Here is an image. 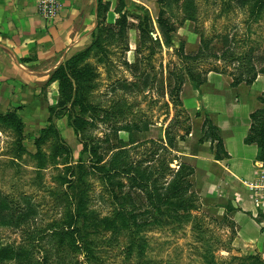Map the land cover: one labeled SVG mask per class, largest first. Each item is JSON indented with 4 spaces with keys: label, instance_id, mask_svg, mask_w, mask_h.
I'll list each match as a JSON object with an SVG mask.
<instances>
[{
    "label": "trees",
    "instance_id": "trees-1",
    "mask_svg": "<svg viewBox=\"0 0 264 264\" xmlns=\"http://www.w3.org/2000/svg\"><path fill=\"white\" fill-rule=\"evenodd\" d=\"M117 1L116 11L121 16L117 23L123 26L125 16L122 12L126 0ZM225 1L224 6L230 2ZM235 1L242 9L247 8L249 18L254 21L264 18V0ZM108 11L109 4L99 1L98 24L92 33L91 45L72 54L50 74L48 84L58 83L59 98L57 104L49 109L46 127L35 139V153L30 154L36 168V185L40 188H50L44 183L45 170L53 167L59 171L53 177L56 188L49 192L60 210L61 219L53 221L44 232L37 230L28 234L29 242L10 244L0 241V264H102L99 248L103 244L120 247L127 263L135 261L136 264H150L146 259L148 248L142 234L157 228L184 229L187 225L191 226L193 237L199 245L202 264L261 262L254 256H232L227 259L215 255L219 246L230 252L231 239L219 240L209 228L207 219L194 214L200 209L201 200V193L194 181V168L184 162H179L176 169L171 166L174 159L168 150L177 151L178 141L185 140L192 132L190 116L183 110L182 91L185 81L189 80L193 89L201 93V87L207 83L210 73H223L215 64L208 69L204 67L212 56L209 52L211 40L204 39L195 55L185 53L183 45L176 50L181 67L170 73L168 79V82L173 81L169 82L168 95L175 113L165 132L166 144L150 153L145 152L150 159L136 164L132 160V152L142 142L131 135L126 141L117 136L118 131H128L131 126L113 128L115 141L110 138L101 140L92 135L95 120L107 111L94 103L99 74L89 60L93 50L104 52V36L113 33V27L104 24ZM149 22V15H145L139 27L143 37L151 33ZM157 23L165 44L171 45L175 27L166 18L164 11L159 12ZM224 46L215 61H223L226 66L234 67L230 72L232 87L241 84L250 86L259 75H264V67L259 68L250 55L246 56V62L239 60V56L229 46L228 37H224ZM259 100L264 103V94ZM116 112L121 111H113V115ZM202 114L205 119L200 142H212L215 160L229 159L220 129L204 109L197 113V117L202 118ZM250 118L251 127L245 142L256 145L263 159L264 110L252 113ZM61 119L67 120L78 137L83 146L82 155H88V163L82 157L74 162L72 148L56 124ZM0 128L14 131L15 156L21 157L26 152L23 144L25 124L18 110L0 115ZM152 144L156 146L154 142ZM95 179L101 186L97 195L100 207L97 209L93 206L92 198ZM24 201L27 203L26 210L18 211V207L7 195L0 192V226L18 227L29 216L37 214L40 205L32 203L30 197H25ZM218 244L223 245L216 246ZM36 246L41 251V257L38 258L33 253ZM81 256L84 262L79 260Z\"/></svg>",
    "mask_w": 264,
    "mask_h": 264
},
{
    "label": "rangeland",
    "instance_id": "rangeland-1",
    "mask_svg": "<svg viewBox=\"0 0 264 264\" xmlns=\"http://www.w3.org/2000/svg\"><path fill=\"white\" fill-rule=\"evenodd\" d=\"M227 2L228 0L225 1ZM228 3L224 6L223 0H154L148 9L134 0H126V7L122 12L125 16L123 26L117 23L121 16L116 9L118 16L115 21L107 20V14L110 11L108 3L109 11L104 24L113 27V33L104 36L102 41L104 52L93 50L89 60L96 66L99 74V87L94 94V103H97L107 113L95 120L92 135L101 140L110 138L115 141L113 128L131 126L132 128L128 131H118L117 136L126 141L131 135L142 142L141 146L132 152V160L136 164L150 159L145 154L146 151L150 153L157 150L159 146L165 145V132L175 113L168 95L169 82L173 83V81L168 82V79L170 73L181 67L176 50L182 45L185 47V53L195 55L204 39L211 40L209 52L212 56L209 58V64L205 63L204 67L208 69L213 64L218 66L223 73H212L226 77L231 87L233 78L230 72L234 67L226 66L223 61H215V57H220L224 50V37H228L229 46L234 49L241 62H246V56L250 55L259 68L264 67V18L254 21L249 18L247 8L242 9L237 1L230 0ZM160 11L166 13V18L175 27L171 45L165 44L158 28L157 18ZM145 15H149V24L152 26L148 37L141 36L139 30ZM192 90H194L192 85L189 80H186L182 93L186 95ZM212 90L213 86L208 80L201 87V93ZM258 91H260V86H255L251 92ZM183 110L188 113L184 107ZM261 110H264V103H261L258 97L254 112ZM113 111L121 112L113 115ZM184 117L183 121L186 115ZM204 119V114H202L201 121L190 118L189 125L192 131L194 130L193 136L188 135L185 140L178 141L177 151L168 150L171 152V158L174 159L171 164L172 168H178L179 162L185 163L182 154H199L205 159L215 160L212 142L210 140L200 142ZM211 119L214 118L211 117ZM58 128L72 148L74 162H78L82 157L88 163V155H82L83 146L69 127L67 120L61 119ZM42 129L44 128L26 127L25 125L23 144L26 152L21 157H16L13 145L16 139L14 131L9 128L5 130L0 128V192L7 195L8 199L18 207V211L26 210L25 197H30L35 205H40L37 214L29 216L26 222L18 227L0 226V241L3 243L29 242L28 234L37 230H48L53 221L61 219L60 210L56 207L54 197L49 192L50 189L56 188L53 177L59 171L53 167L45 170L44 183L50 188L48 190L40 188L36 185L35 163L30 158V154L35 153L34 142ZM239 135L241 134H237L236 137ZM253 158V149L241 153L237 159L239 168L249 173ZM190 162L195 164L193 161ZM202 173L199 171L194 180L201 193L200 209L194 214L207 219L209 228L215 232L219 240L229 241L231 239V251L220 248L219 245L223 244H218L216 246H219V250L215 251V255L227 259L232 256H254L261 262L240 261L239 264H264V227L257 224V219L243 217L229 219L237 214L236 211L232 215L229 213L228 217L223 215L220 207L221 205L226 206L231 201L234 197V189L231 186L225 188L221 185L220 191L216 190L213 196H209L206 184L202 180V175L204 176ZM94 184L92 198L93 206L97 209L100 207L97 195L101 191V186L96 179ZM142 236L146 240L148 248L146 259L150 264H202L199 245L193 237L190 225L185 226L184 229L172 227L152 229L145 231ZM99 249L102 264H136L135 261L127 263L118 246L110 247L103 244ZM33 253L36 258L41 257V251L37 246ZM79 260L84 262L82 256Z\"/></svg>",
    "mask_w": 264,
    "mask_h": 264
},
{
    "label": "crops",
    "instance_id": "crops-1",
    "mask_svg": "<svg viewBox=\"0 0 264 264\" xmlns=\"http://www.w3.org/2000/svg\"><path fill=\"white\" fill-rule=\"evenodd\" d=\"M99 1L110 4L107 20L114 22L118 16L117 0H60L61 11L54 21L41 17L38 0H0V115L18 110L26 127H46L49 109L59 98L58 83L48 84L50 74L72 54L91 45ZM134 1L150 9L154 0ZM208 81L213 86L211 92L182 93V102L190 118L201 121L197 117L201 109L214 118L230 158L221 162L199 154H182L183 158L194 168L195 176L203 172L209 196L220 191L221 185L234 189L231 201L220 207L223 215L228 217L236 211L229 219H257V224L264 227V210L256 204L248 187L264 166V158H260L256 145L245 142L257 98L264 94V75H259L250 86L231 87L226 77L214 73L209 74ZM255 86H260V91L252 93ZM60 121H56L58 127ZM193 134L194 130L190 136ZM237 134L241 135L236 137ZM251 149V171L245 173L237 159Z\"/></svg>",
    "mask_w": 264,
    "mask_h": 264
},
{
    "label": "built area",
    "instance_id": "built-area-1",
    "mask_svg": "<svg viewBox=\"0 0 264 264\" xmlns=\"http://www.w3.org/2000/svg\"><path fill=\"white\" fill-rule=\"evenodd\" d=\"M37 10L47 21H54L61 11L60 0H38ZM256 204L264 210V166L259 168L255 179L248 184Z\"/></svg>",
    "mask_w": 264,
    "mask_h": 264
}]
</instances>
